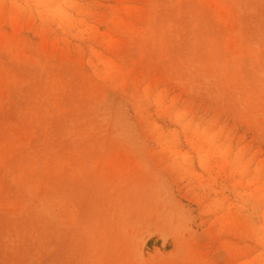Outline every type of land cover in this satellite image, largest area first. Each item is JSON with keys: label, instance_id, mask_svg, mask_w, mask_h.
I'll list each match as a JSON object with an SVG mask.
<instances>
[{"label": "rangeland", "instance_id": "374dc122", "mask_svg": "<svg viewBox=\"0 0 264 264\" xmlns=\"http://www.w3.org/2000/svg\"><path fill=\"white\" fill-rule=\"evenodd\" d=\"M0 264H264V0H0Z\"/></svg>", "mask_w": 264, "mask_h": 264}]
</instances>
